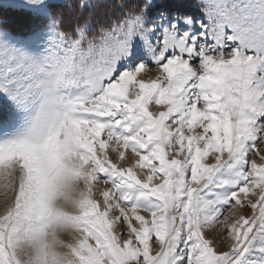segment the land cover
I'll use <instances>...</instances> for the list:
<instances>
[{
    "label": "snow or ice",
    "instance_id": "snow-or-ice-1",
    "mask_svg": "<svg viewBox=\"0 0 264 264\" xmlns=\"http://www.w3.org/2000/svg\"><path fill=\"white\" fill-rule=\"evenodd\" d=\"M0 264H264V0H0Z\"/></svg>",
    "mask_w": 264,
    "mask_h": 264
}]
</instances>
